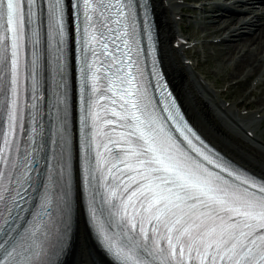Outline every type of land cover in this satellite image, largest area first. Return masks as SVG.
<instances>
[{"label":"snow or ice","instance_id":"1","mask_svg":"<svg viewBox=\"0 0 264 264\" xmlns=\"http://www.w3.org/2000/svg\"><path fill=\"white\" fill-rule=\"evenodd\" d=\"M152 9L0 0V264H66L81 205L112 264H264V175L145 72Z\"/></svg>","mask_w":264,"mask_h":264},{"label":"bare ground","instance_id":"2","mask_svg":"<svg viewBox=\"0 0 264 264\" xmlns=\"http://www.w3.org/2000/svg\"><path fill=\"white\" fill-rule=\"evenodd\" d=\"M230 3L239 10L238 13L224 10L217 17L216 30L223 31L224 40L228 41L224 57L227 54L228 62L232 64L231 74L239 78L247 69L249 73L259 69L264 73V48H261L264 44V0H232ZM153 5L158 15L168 74L193 119L213 142L246 166L264 174L263 138H251L246 134L249 125L259 128L260 118L255 114L264 116V95L254 105L245 100H235L229 106L222 105L214 86L204 77L196 75L193 67H186L180 52L170 47L172 37L180 29L175 19L180 14V4L176 0H154ZM258 11L262 14L258 15ZM245 29L250 33H245ZM239 107L249 109L248 114L235 115ZM92 252L99 256L93 249L84 222L80 221L76 248L71 252L68 264H92Z\"/></svg>","mask_w":264,"mask_h":264},{"label":"rangeland","instance_id":"3","mask_svg":"<svg viewBox=\"0 0 264 264\" xmlns=\"http://www.w3.org/2000/svg\"><path fill=\"white\" fill-rule=\"evenodd\" d=\"M204 3L205 10H197L196 12H187L182 9L181 14L183 18L181 20L180 33L189 35L195 39H205L206 42L203 45L195 47L190 50L186 57H193L194 61L198 63V70L209 81L212 82L217 88H224L226 85H231L227 92L217 94L218 100L240 101L245 100L247 103L251 102L252 105L256 104L260 96L264 95V84L259 85L254 93H250L252 81L258 74H261L262 70L253 71L249 73L248 69L243 72L241 77L236 78L237 75H232V64L228 62V55L224 57L226 44L228 41L215 43L212 40L216 36H221L224 32L217 31V17L224 11L220 10L221 7H231L230 2L232 0H199ZM154 4V0H152ZM214 3H220L219 6H214ZM229 4V5H228ZM155 10V9H154ZM227 18V17H225ZM227 34V33H226ZM225 35V33H224ZM222 35V36H224ZM159 36L162 49V36L159 28ZM264 48V44L263 47ZM261 50V49H260ZM163 61L164 54L162 50ZM166 68V64L164 61ZM257 65V64H255ZM167 71V68H166ZM263 73V72H262ZM238 80L236 84H233ZM227 83V84H226ZM244 96V97H243ZM188 111V109H187ZM189 112V111H188ZM192 117V116H191ZM193 119V118H192ZM195 120V119H194ZM196 123V122H195ZM197 124V123H196ZM199 127V125L197 124ZM258 134L264 137V118L260 119L259 128H257ZM225 150V149H224Z\"/></svg>","mask_w":264,"mask_h":264}]
</instances>
